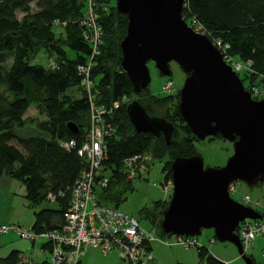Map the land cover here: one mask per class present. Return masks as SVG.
I'll list each match as a JSON object with an SVG mask.
<instances>
[{
	"label": "trees",
	"instance_id": "1",
	"mask_svg": "<svg viewBox=\"0 0 264 264\" xmlns=\"http://www.w3.org/2000/svg\"><path fill=\"white\" fill-rule=\"evenodd\" d=\"M107 1L97 0L95 12L103 30V45L90 74L93 101L105 107L135 91L120 67L119 41L126 33L127 16L113 5L102 7ZM34 2L36 10L32 11ZM85 7V0H0V179L5 175L23 184L24 196L35 208L32 229L38 232L62 226L69 190L86 168L76 149L67 150L59 144L73 140L77 148L88 139L91 102L77 69L92 53L84 37ZM17 12L24 13L21 19ZM186 13L203 26L210 40L220 38L228 43L232 57L252 62L249 69L238 73L245 88L264 87V0H186L182 14ZM57 23L62 25L60 30ZM42 50L56 58L55 68L31 62ZM71 88L79 92L78 97L68 94ZM137 95L149 116L165 119L173 129L168 142L162 135L136 132L129 121L128 104L105 115L114 133L105 136L102 172H109V182L98 194L100 202L115 207L125 200L129 182L119 171L121 161L148 151L152 157H162L166 151L185 148L195 138L185 121L178 124L170 115L173 95L158 96L148 88ZM32 104L44 120L24 117ZM69 122L76 125L77 131L68 127ZM216 137L222 138L219 134ZM165 170L167 180L171 177L170 163L162 167L161 171ZM49 191L66 194L56 200V207H38ZM159 202L155 201L152 208H141L139 213L153 223L161 216ZM197 253L208 264H223L204 245L197 247ZM19 263L16 252L0 259V264Z\"/></svg>",
	"mask_w": 264,
	"mask_h": 264
},
{
	"label": "water",
	"instance_id": "2",
	"mask_svg": "<svg viewBox=\"0 0 264 264\" xmlns=\"http://www.w3.org/2000/svg\"><path fill=\"white\" fill-rule=\"evenodd\" d=\"M186 0H116L115 8L127 16L126 35L120 42V66L135 91L151 81L148 62L164 76L175 62L187 77L180 91L179 112L198 139L221 135L233 144V154L223 167H207L200 156L177 157L171 164L172 191L160 231L197 237L212 229L219 241L233 244L245 264L236 229L245 219H261L250 206L235 201L229 186L236 181L253 185L264 181V98L254 99L239 75L204 34L183 18ZM136 132L162 135L169 141L173 124L151 117L138 100L127 105ZM68 127L77 131L74 123ZM32 248L26 240L0 248V259Z\"/></svg>",
	"mask_w": 264,
	"mask_h": 264
},
{
	"label": "built area",
	"instance_id": "3",
	"mask_svg": "<svg viewBox=\"0 0 264 264\" xmlns=\"http://www.w3.org/2000/svg\"><path fill=\"white\" fill-rule=\"evenodd\" d=\"M88 1L90 6H88L87 11L90 12L85 13L86 17L83 21L86 26L84 37L93 49L91 55L85 59V63L77 66L81 75V85H86L91 102L88 139L77 148L73 140L59 143L67 150L76 149L78 156L86 163V168L81 171L69 190L68 204L63 212L64 223L59 229L38 232L16 223H0V235L14 233L20 239L32 243L33 246L39 242V239H43L45 242L42 244L41 249L49 251L48 259H46L47 264H80L81 257L88 248L99 249L102 253L118 248L121 252V258L128 260L130 264H154V257L150 251L151 243L157 241L155 234L143 229L137 217L120 210L119 207L100 202L98 192L107 187L109 182V175L102 172V162L106 157L105 136L114 133L113 128H109L104 117L106 114L120 108L121 105L129 104L130 100L127 95H123L113 101L109 107L98 106L93 101L91 93L93 91V82L90 79V74L92 63L98 54L96 46L99 36L96 39L86 37L87 33L91 29L96 28L97 25L95 12L97 0ZM188 25L190 24L188 23ZM190 27L196 32L206 34L203 26L202 28L200 27V30H197L193 25H190ZM88 34L92 35L91 33ZM212 39L213 45L220 51L225 62L231 65L237 74L243 71V67L234 63L233 57L229 53V44L220 38ZM245 63H248V68L252 65L251 61ZM257 88L258 86L248 90L252 98H264V93L261 96ZM149 159L145 152L128 157L121 161L119 171L129 181L135 178H143V171L148 172L149 170ZM172 186L171 181L167 189ZM232 189V186L231 188L229 187V193H231ZM65 194V191H49L46 194V199L48 201H56L64 197ZM234 200L242 203L240 200ZM244 200L249 202V196L245 195ZM260 214L261 219H245L239 223L235 231L244 248L249 246L256 238L264 236V212ZM173 236L175 238L174 243L184 247L197 248L202 246L199 245L196 237L178 234ZM162 242L167 245L171 244L167 240ZM44 245L48 247L43 248ZM26 264L34 263L30 260L26 261Z\"/></svg>",
	"mask_w": 264,
	"mask_h": 264
},
{
	"label": "rangeland",
	"instance_id": "4",
	"mask_svg": "<svg viewBox=\"0 0 264 264\" xmlns=\"http://www.w3.org/2000/svg\"><path fill=\"white\" fill-rule=\"evenodd\" d=\"M85 4V11H87L88 6H90L89 1L85 0ZM111 5L116 6V0H108L106 4L102 3V7L106 6L108 9ZM31 8L32 11L36 10L35 2L31 4ZM88 12L90 11H87L86 13ZM23 15L24 13L22 12L16 13L18 19H21ZM183 18L187 23L191 20V25H193L197 30H200V27L202 28L201 24L194 19H190L187 13L183 15ZM97 25L96 28L91 29L88 32L92 35L87 33L86 37L96 39V37L99 36L100 41L97 40L96 47L98 49H96V51L98 52L97 55L100 56V46L103 45V30L99 27V25ZM55 26L57 27V30H60L62 28L61 23H57ZM125 35L122 36L121 40ZM116 36H118V34H116ZM121 40L119 41V45ZM91 49H93L92 46ZM69 53L72 55L71 52ZM53 58V55L45 54V52H43L42 50L35 57L32 58L31 62L39 64L47 69H52L56 66V58ZM232 59L234 63L239 64L241 67H243L242 70L249 69L247 65L248 63L237 60L234 57ZM96 60L97 59L95 57L92 63V68L96 65ZM169 65L171 74L169 76H164L156 69L153 62H148V67L151 76V81L149 83L148 89L151 94L153 93L158 96H164L169 94L175 97L169 112L170 115L175 116L176 123L179 124L181 120L184 121L179 112V102L180 91L183 86L184 80L187 77V74H185L184 71L175 62H170ZM253 87L256 86L252 85L249 87V89ZM246 89L249 90L248 88ZM257 90L262 96V93H264V87H258ZM67 92L72 96H79V92H77L75 88H71ZM137 92L138 91H134L132 94L127 95V98H129L130 100L129 102L138 99ZM24 117H34L38 118L39 120L45 119V116L43 114H40L36 106L33 104L29 107ZM146 153L150 158L149 170L148 172L145 170L143 171V178H135L127 183L128 188L124 193L125 200L119 205V209L137 217L140 226L143 229H145L149 233L155 234L157 241L151 243L152 249L150 251L154 257V264H176L177 262H183L186 264H208L205 259L201 260L199 258L196 247H184L182 245L174 243L175 238L173 235L166 236L160 231L161 217L164 210L168 206L172 191V187H169L167 189L168 184H170L172 181L171 177L165 180V176L167 175L168 171L161 170L162 167H167V163L168 165L169 163L172 164V162L177 157H184L181 155L190 154H193V156H200L205 168L223 167L226 164L228 158L233 154L232 142L216 136H207L204 139H198L195 137L191 141L190 145L180 150H174L171 152L166 151L162 157H152L150 151ZM105 174L109 175V172ZM13 180H15L16 183L19 182L16 179ZM12 183L14 184L15 182L12 181ZM231 186L233 187V189L231 190V193H229V195L233 199L240 200V202L244 203V205L250 206L260 213L264 212L263 180H257L253 185H247L242 181H236L230 184L229 187L231 188ZM245 195L249 196V202H246L244 200ZM17 201L22 204L23 200H20V198L17 197ZM155 201H160L157 206V209L159 210V212H161V216H158L152 223L150 219L147 220L146 218L141 216L139 211L141 208L144 207L152 208L154 206ZM42 206L56 207L57 202L48 201L47 199H45L41 202L38 207ZM20 207L21 206H19V208ZM27 211L32 212L31 209ZM7 235L8 236L3 235V239L8 240L7 238H16L11 233ZM196 238L198 240L199 245H206L205 247L208 248V251H210L215 257H219L223 261V264H245V261L240 257L236 247L230 242L219 241L217 238L214 237L212 229H202L201 234L198 235ZM213 239H215V241ZM164 240L170 241L171 245L167 246L162 243V241ZM44 242L45 241L43 239H39V242L32 247L33 249L27 250L25 252V258L22 256L20 257L19 264H26V261L30 260L34 264H40L41 262L48 259L49 251L41 249V246ZM244 253L251 257L253 264H264V236L256 238L249 246L245 247ZM120 255L121 252L118 248H115L105 254L101 253L100 250L88 248L85 254L81 257V264H130L128 260L122 259Z\"/></svg>",
	"mask_w": 264,
	"mask_h": 264
},
{
	"label": "crops",
	"instance_id": "5",
	"mask_svg": "<svg viewBox=\"0 0 264 264\" xmlns=\"http://www.w3.org/2000/svg\"><path fill=\"white\" fill-rule=\"evenodd\" d=\"M12 181L15 183L13 184ZM24 193H25V189H24L23 184L20 181L16 183L15 180H13L12 178H10L8 176L4 175L1 177V179H0V223H16V224L25 226L27 228L33 227V225L35 223V215H34L35 208L32 207L30 205V203L26 200ZM16 194H17V196H16ZM17 197H19L20 200H23L22 204L19 201H17ZM19 206H21V207L19 208ZM29 209H31L32 212L27 211ZM8 234H10V233H8ZM11 234H13L16 238L11 237V238H7L8 240H6V239H3V235H0V248L9 244V243L22 240L16 234H14V233H11ZM5 235L8 236L7 234H5ZM165 235L171 236L173 234H171V235L165 234ZM9 240H11V241H9ZM213 240L215 241V239H213ZM30 244L33 247V244L32 243H30ZM165 245H167V244H165ZM169 245H171V244H168L167 246H169ZM201 245H204V244H201ZM204 246H206V245H204ZM30 249H33V248H30ZM151 249H152V247H151ZM96 250H99V249H96ZM26 251L16 252V253H18L20 257L22 256L25 258V252ZM103 254H105V253H103ZM216 258L218 260L222 261L219 257H216ZM80 264H81V261H80Z\"/></svg>",
	"mask_w": 264,
	"mask_h": 264
}]
</instances>
